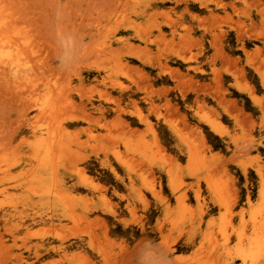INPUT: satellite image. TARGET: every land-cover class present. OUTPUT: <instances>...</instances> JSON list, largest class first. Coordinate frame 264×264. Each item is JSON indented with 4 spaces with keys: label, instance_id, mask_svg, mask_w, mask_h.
Listing matches in <instances>:
<instances>
[{
    "label": "rangeland",
    "instance_id": "374dc122",
    "mask_svg": "<svg viewBox=\"0 0 264 264\" xmlns=\"http://www.w3.org/2000/svg\"><path fill=\"white\" fill-rule=\"evenodd\" d=\"M0 13L28 69L0 67V264H264V241L247 250L264 203V0ZM40 133L57 143L41 166Z\"/></svg>",
    "mask_w": 264,
    "mask_h": 264
},
{
    "label": "bare ground",
    "instance_id": "6f19581e",
    "mask_svg": "<svg viewBox=\"0 0 264 264\" xmlns=\"http://www.w3.org/2000/svg\"><path fill=\"white\" fill-rule=\"evenodd\" d=\"M2 15L3 14L0 15V67L6 77L12 76L14 80L25 78L28 74V69L24 67V64L20 61L21 58L13 54L15 49L19 51L21 48L16 44V42L11 41V36L8 35L5 30L9 29L10 24H8V20L4 18L5 15H3V17ZM20 40L22 42H28V37L26 38V36H22ZM12 47H14V49ZM39 138L43 141L42 149H39V153L37 154V160L39 161V166H41L44 165L47 160V153L53 151V148L55 147V144L57 145V143L54 138H50L49 133H47V135L40 133ZM37 179H42V176H38ZM255 208L256 210L252 215V227L257 231L256 234L248 240V253L256 250V248L264 241V227H262L264 225V203L257 204Z\"/></svg>",
    "mask_w": 264,
    "mask_h": 264
}]
</instances>
